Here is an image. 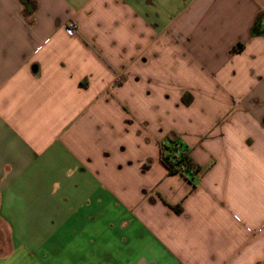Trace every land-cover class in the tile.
<instances>
[{
  "label": "crops",
  "instance_id": "1",
  "mask_svg": "<svg viewBox=\"0 0 264 264\" xmlns=\"http://www.w3.org/2000/svg\"><path fill=\"white\" fill-rule=\"evenodd\" d=\"M259 15L0 0V264H264ZM168 134L193 178L160 162Z\"/></svg>",
  "mask_w": 264,
  "mask_h": 264
},
{
  "label": "trees",
  "instance_id": "2",
  "mask_svg": "<svg viewBox=\"0 0 264 264\" xmlns=\"http://www.w3.org/2000/svg\"><path fill=\"white\" fill-rule=\"evenodd\" d=\"M250 35L252 37L264 38V16H258L254 22ZM243 48V44H239L234 51H239ZM182 101L189 104L191 97L183 96ZM159 159L162 165L169 173L183 174L188 178H193L198 172L199 167L189 154L188 148L175 134H168L159 144ZM179 211V208L176 209Z\"/></svg>",
  "mask_w": 264,
  "mask_h": 264
},
{
  "label": "built area",
  "instance_id": "3",
  "mask_svg": "<svg viewBox=\"0 0 264 264\" xmlns=\"http://www.w3.org/2000/svg\"><path fill=\"white\" fill-rule=\"evenodd\" d=\"M74 29H75V26L72 25V24H70V25H68L67 27L64 28L65 32L68 33V34H72Z\"/></svg>",
  "mask_w": 264,
  "mask_h": 264
}]
</instances>
